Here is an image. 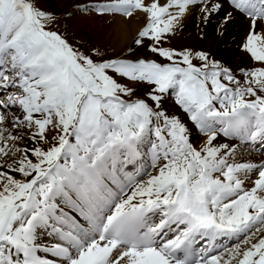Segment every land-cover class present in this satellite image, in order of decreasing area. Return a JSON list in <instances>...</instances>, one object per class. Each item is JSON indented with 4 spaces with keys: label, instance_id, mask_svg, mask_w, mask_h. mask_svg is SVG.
<instances>
[{
    "label": "snow or ice",
    "instance_id": "6c2138e0",
    "mask_svg": "<svg viewBox=\"0 0 264 264\" xmlns=\"http://www.w3.org/2000/svg\"><path fill=\"white\" fill-rule=\"evenodd\" d=\"M45 3L0 0V264H264V0ZM193 12L245 22L239 75L171 45ZM85 14L145 23L109 54Z\"/></svg>",
    "mask_w": 264,
    "mask_h": 264
},
{
    "label": "bare ground",
    "instance_id": "6f19581e",
    "mask_svg": "<svg viewBox=\"0 0 264 264\" xmlns=\"http://www.w3.org/2000/svg\"><path fill=\"white\" fill-rule=\"evenodd\" d=\"M107 20L109 22L113 21L111 28L114 33L112 32L110 45L116 52L130 45L133 38L145 23L143 14L137 16V18L135 16L133 19H130L127 24L125 23L126 21H123L124 19L120 20L118 18V21H116V17L114 19L108 17ZM244 26L245 22L240 20L234 26H230L229 31L224 37H220L216 31V20H213L208 25H201L199 13L193 12L185 19L182 29L177 32L172 43L177 48L190 47L195 50L209 51L215 59L237 70V75H239V67L249 63L244 58V54L237 48V44L244 35ZM167 107L169 111H175L181 116L184 115L171 100L168 101ZM193 139L197 144L203 141V137L198 136L196 132L193 133ZM221 142L229 141L221 139ZM237 156L239 159H255L257 161L261 158L259 150L252 149L244 144H239Z\"/></svg>",
    "mask_w": 264,
    "mask_h": 264
},
{
    "label": "rangeland",
    "instance_id": "374dc122",
    "mask_svg": "<svg viewBox=\"0 0 264 264\" xmlns=\"http://www.w3.org/2000/svg\"><path fill=\"white\" fill-rule=\"evenodd\" d=\"M71 4H72V0H46V3L43 6L49 8L52 11L57 12L58 14H63L71 7ZM137 16H141V14L136 15V18ZM107 18L108 17H99L96 15L85 14V15H77L72 19H68L67 21H65V19L62 16L59 25V30L64 31L65 23H66L69 39L79 40L81 37H84L93 44H100L106 47L109 51V54H111L113 50H115L110 45L112 34L114 33L111 28L112 27L111 24L113 23V21L109 22ZM118 18L120 20L124 19L123 17L118 16L116 17V21H118ZM123 21H126L125 23L127 24L130 20L124 19ZM171 45L175 46L172 43V41H171Z\"/></svg>",
    "mask_w": 264,
    "mask_h": 264
}]
</instances>
